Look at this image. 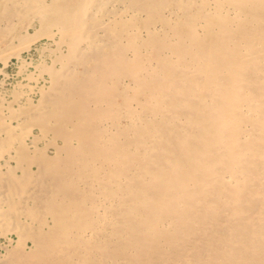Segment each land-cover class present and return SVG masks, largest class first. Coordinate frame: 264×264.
<instances>
[{
  "label": "bare ground",
  "instance_id": "bare-ground-1",
  "mask_svg": "<svg viewBox=\"0 0 264 264\" xmlns=\"http://www.w3.org/2000/svg\"><path fill=\"white\" fill-rule=\"evenodd\" d=\"M11 57L0 264H264V0H0Z\"/></svg>",
  "mask_w": 264,
  "mask_h": 264
},
{
  "label": "rangeland",
  "instance_id": "rangeland-1",
  "mask_svg": "<svg viewBox=\"0 0 264 264\" xmlns=\"http://www.w3.org/2000/svg\"><path fill=\"white\" fill-rule=\"evenodd\" d=\"M29 30L31 33H33L32 27H30ZM36 44H37V48L35 46V48L32 47L30 50H24L23 51V57H25V59L27 60V63H28L27 68L30 71H32V70L34 71L35 65L33 66V64L37 63L38 60L42 59L41 58L42 52L38 47L39 46L41 47L44 44L45 45L50 44V46H53L52 43H50V41L47 40L46 38H41L40 40H38L36 42ZM18 60L19 59H17L16 57H11L9 64L6 66L4 65L2 60L0 61V69L3 68V71H0V80L5 81L4 86L7 89H9L10 91H13L16 88V86L18 85V83L22 80L21 75L19 74V71L23 67L26 66L25 65L22 67L20 61H18ZM29 62H31V63L29 64ZM1 78L2 79L4 78V79L2 80ZM51 152H52V150H51ZM17 240H18V234L17 233L11 232V233L2 235V233L0 231V255H5L7 252L6 250H8L9 248H12V246H14L16 244ZM30 246H32V242L27 241V247H30Z\"/></svg>",
  "mask_w": 264,
  "mask_h": 264
}]
</instances>
